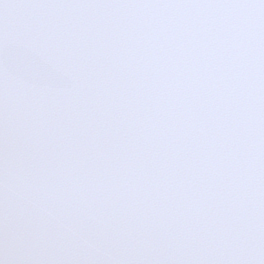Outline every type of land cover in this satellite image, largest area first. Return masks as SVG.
I'll return each mask as SVG.
<instances>
[{
  "label": "snow or ice",
  "instance_id": "snow-or-ice-1",
  "mask_svg": "<svg viewBox=\"0 0 264 264\" xmlns=\"http://www.w3.org/2000/svg\"><path fill=\"white\" fill-rule=\"evenodd\" d=\"M0 264H264V0H0Z\"/></svg>",
  "mask_w": 264,
  "mask_h": 264
}]
</instances>
